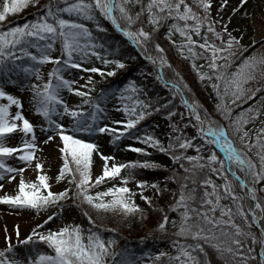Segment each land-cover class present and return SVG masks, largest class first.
Listing matches in <instances>:
<instances>
[{"label": "snow or ice", "instance_id": "obj_1", "mask_svg": "<svg viewBox=\"0 0 264 264\" xmlns=\"http://www.w3.org/2000/svg\"><path fill=\"white\" fill-rule=\"evenodd\" d=\"M215 2L216 0H192L190 5L187 0H49L44 5L43 14L33 21L0 30V181L9 176L10 183L15 179L13 174L21 176L16 194L0 196V205L20 214L28 211L36 216L48 212L50 208L58 209L23 240H20L17 225L15 236L18 243L13 245L11 236H6L7 246L0 250V264H138L137 260L124 253L111 250L116 241L106 242L99 232L94 231L97 221L88 211H83L84 206L95 211L98 216L100 213L105 216L110 214L127 221L139 215L143 221L146 219L145 209L136 203V196L139 195L150 209L155 210L153 197L144 193L151 189L154 190V196L163 195L168 181L176 182L178 174L173 170V175L164 181L165 187L159 183L136 180L137 170H155L161 165L147 159L118 163L115 156L105 155L100 151L96 140L91 139H99L101 136L110 137L114 145L123 139H135L144 144L145 148L129 145L126 151L148 157L151 153L147 149H153L167 155L174 166L179 165L183 170L184 183L180 185L179 198L174 197L175 202L168 209L177 213L179 219L170 220L165 214L158 223L157 231L166 233L167 225L171 223L177 228L173 233L175 237L185 241L190 239L194 243L173 240L175 255L161 252L155 256L154 264H201L194 253H204L205 245L218 254L223 264H251L252 261L264 264V226L259 224V220H264V203L258 195V192H264V186L257 187L264 184V126L252 130L256 133L254 139L247 129L249 124H254L260 117L261 108H264V96H261L259 106L249 107L233 115L234 106L240 107L238 102L247 103L257 93L264 92V87H249L264 81V53L243 58V53L247 50L241 44L243 37L233 35V32L239 31L238 28L230 30L229 27L249 0H239V4L231 8L230 14L229 0H219V9L213 17ZM30 4H39V0H4L0 22L5 21L9 15L21 12ZM193 5L199 11H194ZM135 8L138 10L133 12ZM243 15L251 19V13L247 10ZM101 18L108 21L140 57L153 65L154 71L149 75H154L172 93V100L154 109L155 112H160L162 108L168 109L165 119L169 122L171 133L166 146L153 135L141 137L133 134L132 130L137 129V125L153 112L151 100L140 98L143 89L135 81H129L122 88L102 90L93 99L91 92L97 81L92 75L79 77L85 81L80 88L86 91L74 88L77 84L75 74H72V79L65 77V73H71L75 69L79 73H92L104 79L113 77L117 70L126 68L123 60L116 55L119 48L108 43V30L100 23ZM89 24L95 26V33L104 35L95 34ZM165 26L166 39L183 59L191 62L198 81L212 89L217 101L215 113L225 123L214 119L203 108L179 71L169 62L165 48L156 42L157 34ZM177 34L180 43L173 40V36ZM193 35L203 42L198 43ZM197 49L202 51L198 52ZM57 51L60 55L54 58L52 54ZM129 58L136 59L135 56ZM201 59L205 64L198 66L196 61ZM241 59L236 70L230 73L229 69ZM96 61L105 68L111 66L112 70L103 71L95 66H85ZM47 64L53 67L47 73V82H44L41 69ZM166 69L173 73L171 79L166 78ZM33 78L36 83H29ZM17 85L31 92L30 104L34 114L43 121L41 131L46 134L43 143L57 144L63 164L56 182L61 183L67 179L68 185L74 187L65 188L58 193L51 191L50 178L43 174V164L36 156L41 151L37 145L36 126L23 114L22 99L6 91V88ZM65 92L80 97L81 103L69 107L63 95ZM111 98L120 101L122 107H117L115 111H122L126 117V120H111V124L117 127L105 123L110 120L106 104ZM177 98L179 105L174 107L173 102ZM85 106L90 111H83ZM13 107L16 109L14 113L10 112ZM177 107L183 111L178 112ZM177 115L180 121L187 117L188 123H183L182 126L173 123V118ZM65 118L68 120L67 124L63 122ZM188 128L195 130L194 136L185 133ZM14 133L22 134V145L6 146V141ZM189 149L196 154L187 155ZM17 153L19 155H14ZM249 153H253L256 160ZM96 155L103 162L102 173L93 178ZM9 158L28 167H32L33 161H36L34 167L38 173L37 182H26L23 173L27 169L10 166L6 162ZM125 170L127 175L122 176L121 173ZM212 176L223 183L216 184ZM199 177H203V180H198ZM117 180L119 186L114 183ZM188 181L194 185L191 189H188ZM109 182H113L111 187L99 190ZM133 182L138 192L128 186ZM197 184L203 189L199 208L194 206L197 201ZM237 185L243 195H237ZM3 187L4 184L0 183V190ZM228 199L236 205L235 213L230 206L221 203ZM246 199L252 201L247 212L243 205ZM68 201L72 202L71 205L67 204ZM72 207L82 210V215L87 217L90 225L87 236L84 229L75 224H66L57 230L49 228L46 232L40 230L60 219L65 209L71 210ZM257 210L261 213L259 219L256 216ZM217 212L219 216L216 215ZM237 215L248 228L253 224L261 227L259 239L251 232H245L236 223ZM249 215L252 217L251 222L248 220ZM240 237H245V240ZM248 238L251 239L250 246L246 244ZM257 244L258 253L254 247ZM35 245H44L49 252H38ZM21 246H33L30 251L35 256L30 254L18 258L16 248Z\"/></svg>", "mask_w": 264, "mask_h": 264}, {"label": "trees", "instance_id": "obj_2", "mask_svg": "<svg viewBox=\"0 0 264 264\" xmlns=\"http://www.w3.org/2000/svg\"><path fill=\"white\" fill-rule=\"evenodd\" d=\"M187 2L191 5L192 0H187ZM49 0H39V4L33 5L30 4L28 7L23 9L21 12L9 15L8 18H12V22L21 23L22 22H28L30 19H36L38 15L43 14L44 5L48 4ZM62 6V5H61ZM194 11H199V9H196L193 5ZM138 8L133 9V12L137 11ZM30 13L31 15H26ZM34 14V16H33ZM26 15V16H25ZM31 16V17H29ZM21 20V22H19ZM31 21V20H30ZM8 22V21H6ZM100 23L108 30L107 31V37L110 39L108 40V43L112 44L114 48L121 47L122 51L117 53L116 55L119 56L120 59L123 60V62L126 64L125 69H119L116 72V75L113 77H106L102 79L101 77L99 82L100 86H103L106 83H110L116 88H122L124 85H126L129 81H135L137 86L142 88L143 91L140 93V98L145 100H151L153 105V112L152 115L146 116L144 120L140 122L139 125H137V129L132 130L134 136H144V135H152V124L154 120L158 116L165 117L167 114L168 109H161L160 112H155L154 109L158 105H163L168 103L170 100H172V93L163 87L155 78L154 75H149V73H153L154 68L151 63L144 60L142 57L139 56V54L136 52L135 49L131 47L127 43V41H124L123 38L115 32V30L112 28L111 24L108 21L100 19ZM171 21H169V24ZM146 24V19H145ZM147 30L151 31L150 28ZM218 30V28H217ZM167 35V26L162 27L157 34V41L161 44L162 47L165 48V55L167 56L169 62L175 68L177 71H179L180 75L183 77V80L188 84V86L191 88L192 93L195 95V98L199 100V102L202 104L204 109H207V111L212 114L213 118L218 120L220 123H225L219 115L215 113V104H216V98L215 95L210 87H205L202 85L197 77L195 72L192 69L191 62L189 60L183 59L179 52L172 46L171 43L166 39ZM193 39L197 40L198 43H202L203 41L200 40L198 37L193 35ZM173 40H175L177 43H180V37L179 35H174ZM123 41V42H122ZM209 41H212L211 34H209ZM215 43H219V41H215ZM262 44H264V38L252 45L249 48H246L247 50L243 53V58H247L252 55H259L261 53H264V47H262ZM197 51H202L201 49H197ZM207 55V53H205ZM129 56H135L136 59H130ZM242 62L241 60H237L236 63L229 69V72H233L236 70V67ZM197 65L205 64L204 60H197ZM206 70V68L204 69ZM166 78L171 79L173 76V73L166 69ZM146 74L149 76V80L146 81L144 77H142L141 74ZM206 83V82H205ZM261 86L264 87V81L260 82L259 85L257 84H251L249 87H257ZM101 88V87H99ZM261 96H264V92L257 93L256 97L252 100H248L247 103L238 102L240 103V107L234 106V112L233 115L239 114L241 111H244L245 109L252 107V106H259V101ZM120 102V101H119ZM121 105V103H120ZM179 105V98H177L173 102V106ZM122 107V105H121ZM176 110L178 112L183 111L182 108L177 107ZM262 122H264V108H261V115L256 120L254 124H249L247 126V129L251 131L253 139L255 138V131H252L254 129H258L262 125ZM169 123V122H168ZM173 123H177L180 126L183 125V123H188L187 117L184 121H180V117L177 115L173 118ZM141 130V132H140ZM185 133L189 136L195 135V130L193 128H188L185 130ZM199 143V141H197ZM237 146L239 147V144L237 143ZM195 151L192 149H189L187 152V155H195ZM207 150L205 151V155H207ZM249 155L253 158V160H256V157L253 153H249ZM152 156L144 157L140 155H136V157L130 161H136V160H150ZM127 163V162H123ZM173 170L178 174L176 182H172L171 187V197L166 206L155 208V210L150 209L148 205L142 206L140 208L145 209V216L146 219L141 221V218L139 215H137L134 218H131L127 221L122 220L120 217H113L112 215L105 216L104 213L98 214L89 209L86 205L84 206L83 211H88L89 215L92 216L94 220L97 221V227L94 229V231L99 232V234L102 236V238L107 242L108 240H115L116 243L111 249L113 252H122L125 255H127L129 258L132 259H138V264H154V258L161 252H167L172 255H175V251L172 246L173 240L180 239L181 243H194L192 240H183V238H177L173 235L175 231H177V228H174L171 223L167 225V232L166 233H160L157 231L158 223L162 220L163 216L167 214L170 217V220H178L179 216L175 212H170L168 209L170 206L175 202L174 197L176 199L179 198L180 194V185L184 183L183 181V170L179 168V165H173L171 162V165L169 168L166 169H159L157 172L158 174H162L163 177H171L173 175ZM137 174H139V170H137ZM239 175L243 178L242 174L238 172ZM122 176L127 175V171H123L121 173ZM212 180L216 184H222L223 181L217 179L215 176L211 177ZM198 180H203V177H199ZM64 185V188L74 187L71 185H68L67 179L61 182ZM114 183L119 186V180L115 181ZM112 184L110 185V187ZM264 186L258 185L257 187ZM109 186H102L99 190H105ZM194 187V185L191 183V181H188V189H191ZM197 187L198 191L196 193L197 201L194 204L195 207L199 208V198L203 194V189L199 187V184L195 185ZM210 190V189H209ZM236 193L237 195H243L241 190L239 189L238 185L236 186ZM71 195V192L69 193ZM258 195L261 197V202L264 203V192H258ZM70 204L71 201H68ZM224 205L230 206L232 208V211L236 212V205L232 204L231 200H223L221 202ZM244 210L247 212L248 208L252 206L251 200H244L243 201ZM163 209V211H161ZM80 213V220L75 223V225H80L84 229V234L87 236L90 225L88 223L87 217L82 215V210H79ZM217 216H219V212L216 213ZM248 220L251 222L252 217L251 215L248 216ZM236 223L239 224L245 232H251L252 235H255L257 239L260 238V232L261 227H257L256 225H252L251 228H248L247 225H245L244 220L236 216ZM259 224L261 226H264V220H259ZM106 229H114V231H107ZM241 240H245V237H240ZM246 244L248 246L251 245V239L248 238L246 241ZM205 252L204 253H194V255L197 256V258L200 260L201 264H223V260H221L218 256V254L209 246L205 245ZM256 248V252H259V245L254 246ZM246 250V249H245ZM120 257H117L119 259ZM165 259L166 258H162ZM110 261V258H109ZM155 264H160V262H155ZM251 264H256L255 261H252Z\"/></svg>", "mask_w": 264, "mask_h": 264}, {"label": "rangeland", "instance_id": "obj_3", "mask_svg": "<svg viewBox=\"0 0 264 264\" xmlns=\"http://www.w3.org/2000/svg\"><path fill=\"white\" fill-rule=\"evenodd\" d=\"M4 0H0V10H2ZM229 4L231 7L229 8L228 12L231 13V8L236 7L239 4V0H229ZM219 9V0H216L213 6L212 10V16L215 17L217 14V11ZM247 10L249 13H251V19L244 17L243 12ZM26 15H31L30 13ZM25 15V16H26ZM34 16V14H33ZM31 17V16H29ZM67 18V17H66ZM33 21L32 19H30ZM30 20L28 22H30ZM8 21V22H6ZM12 18H6L5 21L0 22V30H7L11 27L16 26H22L26 22L16 23L12 22ZM21 22V20L19 21ZM89 27L93 29L95 33V26L89 24ZM230 30L232 28H238V32H233V35L237 36L238 38L240 36L243 37L241 40V44L245 48H249L252 45L260 42L264 38V0H249V3L245 5L244 9H241L240 13H238L233 18V24L229 26ZM217 28L219 30V26L217 25ZM97 35H104L100 33H95ZM59 47V46H57ZM119 48V52L122 51L121 47ZM35 54V50H31ZM53 57H58L60 55L59 51L52 54ZM110 59L113 57H109ZM86 67H98L103 71H109L112 70L111 66L108 68H105L102 63L99 61H96L94 64H87ZM53 65L47 64L42 66L41 73L44 77V82H47V73L51 71ZM75 74V79L77 80V84L74 85V88L86 91V89L80 88V85H83L85 83L84 80L79 79L81 75L87 77L89 75H92L94 80L97 81L95 84L94 90L91 92V96L93 99H95L102 90H112L116 88L110 83H106L103 86L99 85V82H101L100 78L96 74L92 73H79L77 70H71V73H65V77L68 79H72L73 75ZM142 77L146 81L149 80V76L146 74H141ZM29 83H36L35 79L33 78ZM101 87V88H99ZM6 91L15 94L18 98H21L24 104L23 114L25 117L33 123L35 127V134L37 136V145L38 148L41 149V151H38L36 153V156L39 158L40 162L43 164V174H46L50 179L49 183L51 185V191L54 193H58L60 191H63L64 185L62 183L56 182V177L59 174V170L62 167L63 161L60 158V152L57 147L56 142H50L49 144H44L43 141L46 139V134L41 131V124L43 123L42 119L34 114V109L32 105L30 104V98H31V92L27 89H21L19 85L14 88H6ZM65 100L67 101L69 107H75L76 105L81 103V98L77 97L75 95H72L70 93H63ZM106 107L108 109V113L110 116V120L105 121V123H108L109 126L117 127L116 125L111 124V120H126V117L122 111H115L117 107H121L119 100L115 98H111L107 104ZM83 111L88 112L90 109L85 106ZM16 109L13 107L10 109V112L14 113ZM65 124L68 123L67 118L63 121ZM152 135L155 136L157 139H159L165 146L168 143V136L171 133V129L169 128V123L163 116H158L153 124H152ZM122 130V129H120ZM141 132V130H140ZM86 139H89L86 137ZM91 139L96 140V142L100 146V151L103 152L105 155H112L115 156L116 162L123 163L128 162L129 160H132L136 157V153L126 151V148L131 145L132 147L137 148H145L144 144L136 142L135 139H123L118 144L114 145L111 143V138L108 136H101L99 139H96L95 137H92ZM23 143V137L20 133H14L11 134L10 138L6 141V146L9 147H20ZM148 152L151 153L150 156L151 159L161 165L158 169L155 170H139V174L136 175V180H146L150 183H159L162 187H165L164 181L166 177H163L162 174H158L159 169H166L169 168L171 165V160L167 155L161 154L158 151H155L153 149H147ZM19 155V153L14 154ZM94 165L92 170L93 178L100 175L102 173V161L99 159V156H94ZM10 166H14L16 168L25 167L27 170L23 173V179L26 182H37V171L35 170L34 164L36 161H33V166L28 167L27 165L21 164L19 161L9 158L6 161ZM15 175V179L11 180L9 183V176L5 177L4 181H0V183L4 184V187L2 190H0V196H3L5 194L7 195H15L16 191L18 190V184L21 179V176L17 174ZM113 182H109L105 184L104 186H109ZM133 191L138 192L139 190L136 189L135 182L130 183L128 185ZM172 183L168 181L166 185V191H164L163 195L161 196H154V190L149 189L144 194L153 197V205L156 208H160L163 206H166L170 200L172 191H171ZM136 203L142 207L146 204L143 200L139 198V195L135 198ZM67 204L71 205L69 202ZM58 209L56 208H50L48 212L41 213L39 216H36L32 212L25 211L23 214H20L16 210H10L5 205H0V250L5 249L7 246L6 236H11V243L13 245H17V239L15 236V229L16 226L19 225L20 230V240L25 239L29 234H31L32 230L36 228L38 224H43V221L47 219V216L57 212ZM260 217V214H258ZM80 220V213L79 210L75 207H72L71 210L65 209L64 213L62 214L61 218L58 220H55V222H50L48 225H45L43 229H40L41 231H47L49 228L52 230H57L60 227H63L66 224H75ZM5 228H7V232H5ZM33 246H21L17 247L16 251L18 253V258H24L28 255L35 256V253H32L30 249ZM38 252L48 253L49 250L44 245H35L34 246ZM132 259V258H131ZM137 260L138 259H134ZM139 262V261H138Z\"/></svg>", "mask_w": 264, "mask_h": 264}, {"label": "water", "instance_id": "obj_4", "mask_svg": "<svg viewBox=\"0 0 264 264\" xmlns=\"http://www.w3.org/2000/svg\"><path fill=\"white\" fill-rule=\"evenodd\" d=\"M258 213L260 214V212L258 211ZM258 218V217H257ZM259 219V218H258Z\"/></svg>", "mask_w": 264, "mask_h": 264}]
</instances>
